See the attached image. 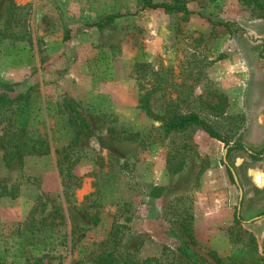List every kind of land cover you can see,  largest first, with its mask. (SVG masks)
I'll return each instance as SVG.
<instances>
[{
	"label": "rangeland",
	"instance_id": "1",
	"mask_svg": "<svg viewBox=\"0 0 264 264\" xmlns=\"http://www.w3.org/2000/svg\"><path fill=\"white\" fill-rule=\"evenodd\" d=\"M179 1L188 15L143 10L96 29L87 24L143 0H0V33L14 6L0 83L25 96L0 132L48 143L10 165L0 149L6 264H264V0ZM140 51L166 81L153 112L173 101L233 147L238 217L227 145L200 130L164 138L138 108ZM217 95L223 110L205 108Z\"/></svg>",
	"mask_w": 264,
	"mask_h": 264
},
{
	"label": "trees",
	"instance_id": "2",
	"mask_svg": "<svg viewBox=\"0 0 264 264\" xmlns=\"http://www.w3.org/2000/svg\"><path fill=\"white\" fill-rule=\"evenodd\" d=\"M9 9H10L9 20L8 23L6 24L5 32L0 33V35L4 37L6 36L11 37L8 31H10L12 17H13L12 11L14 9V6L12 5V3H10ZM143 10H163L167 13H182L184 15H188L190 13L189 9L186 6L185 1L177 0L176 2L170 4V3H153L151 2V0H143V5L140 7V9H138L133 13L116 12V13L107 14L93 23H88L87 27L103 29L112 25L116 20H119L121 18H128L129 16L132 15H137L138 12ZM219 24L226 26L229 32H232L233 25L231 23H219ZM67 34L65 39H68L69 34L68 35ZM107 53H108L107 51L101 50L99 51V57L101 59H104ZM138 58L139 59L137 60L134 67L135 68L134 72L138 80L139 90L141 92L138 100V108L142 110L144 114L147 117H149L152 121L160 122L159 127L160 129H162L164 138L179 133H187L195 130H200L207 133L211 138L217 139L218 141L223 142L225 145L228 144L227 141L221 139L219 134L213 130L210 123L206 121L204 118L200 117L198 113L193 111L181 113L178 110L177 104L173 101L165 106L162 115L158 116L157 114H155L152 110V106L150 103V96L156 94L157 92L164 91V84L166 81L163 79V74L161 72L162 69L156 71L153 70L152 66L143 59L142 51L139 52ZM90 72L93 73L95 71H90ZM101 72H102V76L100 75L99 77L100 79H103L105 81L112 79L111 78L112 67L110 64L105 65L101 69ZM146 84L150 85L149 89H146L145 86ZM13 92H15L14 85L0 83V121L2 120L4 114L12 109L15 103H19L21 98L23 99L25 98L24 95H17L11 97L9 94ZM216 94L217 93H215V95ZM98 98H99L98 96L93 98V101ZM208 107L214 110L222 111L223 110L222 97L218 96L217 102L213 105H210L207 102L205 108ZM42 144H45V146L42 147ZM47 144H48L47 138L36 140L34 138H30V136H27L21 130H19V132L18 131L13 132L9 130H4L3 132L2 131L0 132V149L4 151V158H5L4 161L6 165H10L11 162L15 159H17L18 162H21L24 156L40 155L46 153L48 151ZM236 147L241 148L242 146L236 145L235 148ZM232 149L233 147H230L228 149V152H230ZM177 170H179V167L174 171ZM203 171L204 168H200L198 175H200ZM227 172L231 178V174L228 169ZM4 194H7L5 190L0 193V196H3ZM179 226L184 232H188L187 234L191 236L190 235L191 223H184L181 221ZM4 228H5L4 225H0V264H6L5 254L7 248L5 249V247L7 245L5 240L6 236L3 233ZM17 237H21L18 231H17ZM28 244L31 247L32 252L38 250L37 244L31 245V242H29ZM42 257H45V255L38 257V259L41 260ZM105 261H106L105 259H100V262H105Z\"/></svg>",
	"mask_w": 264,
	"mask_h": 264
},
{
	"label": "water",
	"instance_id": "3",
	"mask_svg": "<svg viewBox=\"0 0 264 264\" xmlns=\"http://www.w3.org/2000/svg\"><path fill=\"white\" fill-rule=\"evenodd\" d=\"M231 146L230 145H227L224 149V153H223V158H222V161L224 163V165L227 167V169L229 170L231 176H232V179L235 183V185L237 186L238 188V193H239V204H238V207H237V217H238V214H239V209H240V203H241V200H242V196H243V190H242V187L239 183V180H238V177L235 173V171L229 166L227 160H226V156H227V153H228V149L230 148ZM255 182L256 183H260V176L259 175H256L255 176ZM258 218H261V217H255V219H258ZM254 220V219H253ZM248 222H251V221H248Z\"/></svg>",
	"mask_w": 264,
	"mask_h": 264
}]
</instances>
